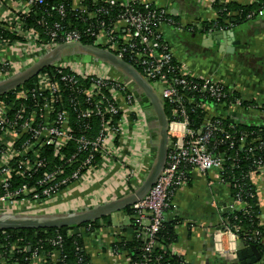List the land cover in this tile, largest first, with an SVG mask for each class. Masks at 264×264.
Returning a JSON list of instances; mask_svg holds the SVG:
<instances>
[{"label":"built area","instance_id":"built-area-1","mask_svg":"<svg viewBox=\"0 0 264 264\" xmlns=\"http://www.w3.org/2000/svg\"><path fill=\"white\" fill-rule=\"evenodd\" d=\"M87 1H91V6ZM45 2L0 0L3 29L0 33V82L28 69L57 47L82 44L85 37H90L95 46L136 63L154 92L158 91L159 95L156 94L162 102L172 106L166 166L148 194L132 206L139 228L137 238H144L149 262L158 247L157 235L171 209L172 195L188 181L189 171L185 168L203 174L217 172L222 183L227 184L223 175L228 162L238 163V160L230 159L220 146L245 154H254L257 148L249 145L246 135L235 140L234 132L225 129L223 118H206L201 127L193 126L187 105L194 101L187 99L189 94L196 92L225 106L230 92L213 78H199L201 84L189 81L182 67L176 75L174 55L168 44L162 43L161 27L175 25L166 8L155 6L151 9L153 4L129 0L123 4L126 11L118 17L113 30H108L106 20L102 19L106 16V3L116 5L117 2L72 0L71 10L86 14L91 21L86 31L64 23L68 14L64 6L57 8L60 22L51 23L42 16L36 25L28 24L31 15L39 17L36 9L44 7ZM135 4L144 6L148 13L137 10ZM213 31L216 30H210ZM9 93L16 101L31 99L33 106L17 108L15 100H0V212L47 215L91 209L94 203L98 206L110 188L117 189L112 178L115 173L119 175L116 180L121 177L130 190L140 186L141 176L154 151L145 132L144 108L132 86L116 71L100 63L64 60L54 65L53 75L41 74L37 87L25 90L22 85ZM64 101L69 102L75 115L73 120L69 110L64 109ZM205 105L198 108L204 110ZM242 105L236 101L229 109L238 110ZM257 108L262 112L261 106ZM11 112H14L12 116ZM219 135L222 138L217 140ZM70 145L76 147L75 153L61 155L63 163L51 169L53 164L46 159L32 161L29 158V153L37 155L44 149L61 153ZM263 148L264 145L259 147ZM254 164L255 168L264 169L261 158ZM40 172L41 178L37 180L36 174ZM15 175L33 182L16 185L11 178ZM109 180L113 181L108 184ZM76 191H81L76 194L82 196L74 198ZM233 200L241 206L238 210L248 208L246 214L249 213L240 195ZM214 205L218 208L216 202ZM80 231L94 234L91 227ZM224 232L238 235L243 230L231 227L222 217L218 233ZM54 244L61 247L62 238L58 236ZM37 261L41 259L36 253L31 264Z\"/></svg>","mask_w":264,"mask_h":264},{"label":"crops","instance_id":"crops-1","mask_svg":"<svg viewBox=\"0 0 264 264\" xmlns=\"http://www.w3.org/2000/svg\"><path fill=\"white\" fill-rule=\"evenodd\" d=\"M114 1L123 5L129 0ZM138 1L168 10L175 25L162 26V38L172 51L174 60L187 76L213 78L230 93L238 94L241 97L239 101L249 106L245 108L242 105L238 110L228 109L230 112H237L232 116L235 123L249 124L252 127L264 126V13L254 19L233 24L229 29L204 32V29H201L203 24L216 18V11L213 9L216 0ZM218 1L241 6L256 2ZM141 104L147 115L145 132L148 135V144H155L157 135L149 128L156 120L155 112L147 99L144 98ZM257 106H261L262 112L258 111ZM243 108L246 111H243ZM220 109L215 108L213 104H206L203 111L206 112L207 120L225 118L222 117ZM143 138L145 140L144 136ZM153 160L154 156L150 158V167ZM150 167L142 174L141 183L147 177ZM117 176L119 175L115 173L112 177L117 183V189L112 191L113 188H110L98 205L132 193L121 177L116 180ZM111 181L109 180L108 184ZM250 182L257 196L259 226L264 229V169L251 172ZM78 192L81 193L76 191L73 194ZM215 202L218 208L215 207ZM96 204L94 203V207ZM238 209H241V206L233 200L229 185L222 183L219 173L203 174L196 169H190L188 181L174 191L171 209L165 217L166 222L173 225L176 237V242L170 249L188 264H241L239 254L247 251L250 246H247L239 235L231 232L218 233L224 212ZM110 217L112 226L103 225L99 231L85 238V246L92 263L130 264L127 255L118 254L112 246L123 238L130 239L131 233L124 230L134 228L137 225L136 218L126 215L124 210L115 212ZM34 264L44 263L37 261ZM257 264H264V259Z\"/></svg>","mask_w":264,"mask_h":264},{"label":"trees","instance_id":"trees-1","mask_svg":"<svg viewBox=\"0 0 264 264\" xmlns=\"http://www.w3.org/2000/svg\"><path fill=\"white\" fill-rule=\"evenodd\" d=\"M46 5L40 7L37 10L39 17L31 15V18L27 20L28 24L36 25L37 21L43 16L49 22L61 21V16L57 12L59 6H64L67 11V17L64 19L65 24H71L75 28L82 31H86L89 27L91 21L88 20V16L78 11L71 10L72 0H46ZM87 4L91 6V1H87ZM137 10L140 12L148 13V10L144 6L135 4ZM151 9H155V6H151ZM213 9L216 11V18L212 21L205 22L201 29L204 32H209L214 29L225 30L229 29L231 25L238 22H245L248 19H254L259 17L264 13V0H256V2L249 6L236 5L234 3H224L216 0L213 4ZM90 10H93L92 8ZM48 11V13H46ZM126 11V7L120 3L116 5H110L106 3V16L102 17L106 20V27L108 30H113L115 22L118 17ZM171 18V17H170ZM3 29L0 26V33ZM164 41V40H163ZM166 45L165 41L162 42ZM82 45L84 46H95L94 41L90 37H85L82 40ZM125 61L135 67L140 73L142 70L136 66L129 58ZM57 64V63H55ZM43 69L41 73L32 78L30 81L23 85L25 90H30L38 86L39 76L41 74H54V65ZM173 67L177 70L176 75L179 74L180 65L173 60ZM189 81L198 84L202 83L199 78H188ZM66 97V94H63ZM187 99H193V104H188V113L192 124L195 128L201 127L206 120V112L198 108L202 104H213L215 108H221L222 110V122L227 131L233 133L235 140L239 141L242 135L248 137L247 142L253 148H257L254 154L238 153L237 151H231L228 147L220 146L221 151L228 153L230 159H237L238 163H234L232 160L228 162V167L223 175L224 180L229 185L231 190V195L235 197L240 195L243 202H245L249 207V213L246 214V210L237 211H226L223 214V218L227 220L231 227H240L243 232L238 235L242 240L245 241L247 246H254L262 256L261 261L264 259V229L260 227L259 223V209L255 189L250 182V173L256 170L255 160L261 158L264 162V148L259 149L260 146L264 145V126L252 127L249 124H239L235 123L232 119L236 113L228 111L230 105L239 101L241 97L236 93H230L228 100L225 102V106L218 104L208 97H205L199 93H191L187 96ZM0 100H5L7 102L16 101L12 93H8L4 96H0ZM17 108L20 105L31 106L32 100H17ZM64 109H68L72 120L75 118L72 109L69 106L68 101L63 102ZM33 106V105H32ZM164 111L168 119H171V109L172 106L167 102L163 103ZM247 108L249 105L244 103L243 105ZM58 108V105L56 106ZM243 108V111H246ZM226 110V111H225ZM28 111V110H27ZM240 111V110H239ZM14 112H11V116ZM231 115V116H230ZM233 116V117H232ZM215 120V119H214ZM221 135L217 136L216 139L220 140ZM19 143V142H18ZM17 143V145H19ZM76 147L70 145L63 148L61 153L55 152L52 149H44L39 154H30V160H42L46 159L53 165L52 167L61 165L63 159L61 155H71L75 153ZM23 156V155H22ZM22 158V157H21ZM20 158V159H21ZM150 161V160H149ZM151 163V162H150ZM150 163L147 164V170L149 169ZM186 171H190L189 167L185 168ZM146 173V172H145ZM42 173L36 174V179L41 178ZM16 185H21L24 183H31L33 180H27L20 175H15L11 177ZM96 190V188H95ZM129 192H133L129 190ZM2 189L0 187V194ZM77 196H82L81 194H75ZM124 213L130 217L134 216V210L132 207H127L124 209ZM55 214V213H51ZM37 215V214H35ZM112 226V217H105L97 222L87 223L81 226L73 227H61V228H47V229H6L0 230V264H31L34 255L37 253L38 257L43 261L44 264H93L90 254L85 246V238L89 235L80 230L83 228L91 227V232L95 233L99 231L102 226ZM139 228L137 225L131 229H125V232H130V239L123 238L121 241L113 244L112 249L118 254L125 253L130 260V264H183L185 263L176 253L172 252L170 246L176 242V237L173 231V225L165 222L162 226L161 231L157 235L158 247H156L149 257V262H147V254L145 253V240L144 238H137V232ZM234 232L236 230L232 229ZM5 231V232H3ZM259 232L260 236L256 237L255 234ZM62 238V245H55L57 237Z\"/></svg>","mask_w":264,"mask_h":264},{"label":"water","instance_id":"water-1","mask_svg":"<svg viewBox=\"0 0 264 264\" xmlns=\"http://www.w3.org/2000/svg\"><path fill=\"white\" fill-rule=\"evenodd\" d=\"M64 60L83 61L88 63H100L120 74L125 82L132 86V91L140 103L147 99L155 112L156 120L149 126L157 135V142L150 146L154 151L153 165L145 180L131 194L118 200H113L93 207L91 209L68 213H55L47 215L12 214L0 212V230L6 229H47L81 226L91 222H97L115 212L132 207L140 199L144 198L161 176L167 162L169 149V120L165 114L162 100L154 92L146 78L132 65L119 58L108 49L97 46H84L82 44H65L57 47L42 57L37 63L28 69L0 82V96L6 95L12 90L24 85L37 76L46 67ZM144 114L147 118L146 112ZM151 141V140H150ZM241 264H257L262 256L252 246L247 251L239 254Z\"/></svg>","mask_w":264,"mask_h":264},{"label":"rangeland","instance_id":"rangeland-1","mask_svg":"<svg viewBox=\"0 0 264 264\" xmlns=\"http://www.w3.org/2000/svg\"><path fill=\"white\" fill-rule=\"evenodd\" d=\"M156 93L159 95L158 91L156 90ZM64 207L60 208V209H63ZM67 208V207H66ZM68 209V208H67Z\"/></svg>","mask_w":264,"mask_h":264}]
</instances>
